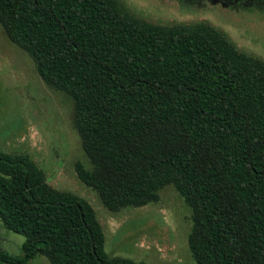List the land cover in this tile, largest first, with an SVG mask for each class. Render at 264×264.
I'll list each match as a JSON object with an SVG mask.
<instances>
[{"label":"trees","instance_id":"obj_1","mask_svg":"<svg viewBox=\"0 0 264 264\" xmlns=\"http://www.w3.org/2000/svg\"><path fill=\"white\" fill-rule=\"evenodd\" d=\"M0 27L71 101L78 180L116 212L171 186L194 264H264V63L206 24L156 26L117 0H0ZM0 264H145L110 257L91 206L26 155L0 151Z\"/></svg>","mask_w":264,"mask_h":264},{"label":"rangeland","instance_id":"obj_2","mask_svg":"<svg viewBox=\"0 0 264 264\" xmlns=\"http://www.w3.org/2000/svg\"><path fill=\"white\" fill-rule=\"evenodd\" d=\"M133 18L156 26L206 24L222 33L239 54L264 63V0H117ZM72 105L45 85L28 55L0 27V151L26 155L57 191L72 193L92 208L110 257L145 264H194L187 247L189 209L171 186L139 208L106 210L81 183L76 162H84L71 124ZM23 237L0 224V250L20 256ZM27 264H48L36 257Z\"/></svg>","mask_w":264,"mask_h":264}]
</instances>
